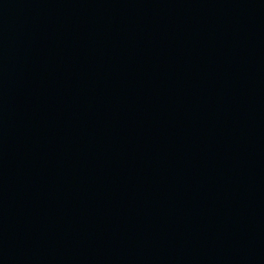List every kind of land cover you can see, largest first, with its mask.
Returning a JSON list of instances; mask_svg holds the SVG:
<instances>
[{"label": "water", "instance_id": "1", "mask_svg": "<svg viewBox=\"0 0 264 264\" xmlns=\"http://www.w3.org/2000/svg\"><path fill=\"white\" fill-rule=\"evenodd\" d=\"M0 264H264V0H0Z\"/></svg>", "mask_w": 264, "mask_h": 264}]
</instances>
